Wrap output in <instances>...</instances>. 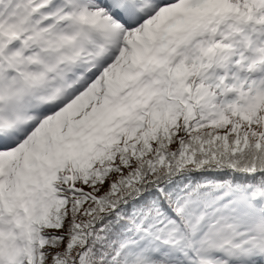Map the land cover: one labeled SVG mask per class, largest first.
I'll return each instance as SVG.
<instances>
[{
  "label": "snow or ice",
  "instance_id": "6c2138e0",
  "mask_svg": "<svg viewBox=\"0 0 264 264\" xmlns=\"http://www.w3.org/2000/svg\"><path fill=\"white\" fill-rule=\"evenodd\" d=\"M0 264H264V0H0Z\"/></svg>",
  "mask_w": 264,
  "mask_h": 264
}]
</instances>
